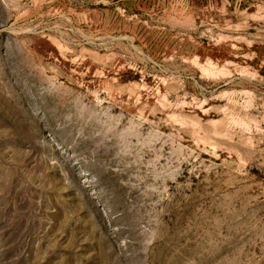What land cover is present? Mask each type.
<instances>
[{
	"label": "rangeland",
	"instance_id": "374dc122",
	"mask_svg": "<svg viewBox=\"0 0 264 264\" xmlns=\"http://www.w3.org/2000/svg\"><path fill=\"white\" fill-rule=\"evenodd\" d=\"M0 264H264V0H0Z\"/></svg>",
	"mask_w": 264,
	"mask_h": 264
}]
</instances>
